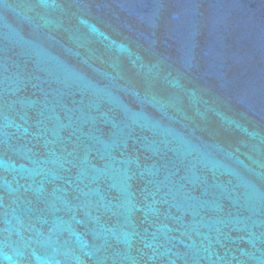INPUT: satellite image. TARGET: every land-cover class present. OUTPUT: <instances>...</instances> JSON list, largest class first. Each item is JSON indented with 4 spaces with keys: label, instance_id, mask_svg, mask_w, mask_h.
<instances>
[{
    "label": "water",
    "instance_id": "water-1",
    "mask_svg": "<svg viewBox=\"0 0 264 264\" xmlns=\"http://www.w3.org/2000/svg\"><path fill=\"white\" fill-rule=\"evenodd\" d=\"M0 264H264V0H0Z\"/></svg>",
    "mask_w": 264,
    "mask_h": 264
}]
</instances>
